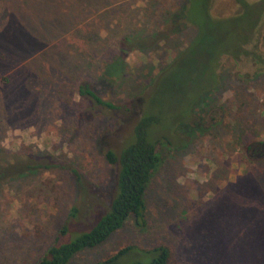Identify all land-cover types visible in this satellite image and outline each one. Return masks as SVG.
Returning <instances> with one entry per match:
<instances>
[{
    "label": "rangeland",
    "instance_id": "obj_1",
    "mask_svg": "<svg viewBox=\"0 0 264 264\" xmlns=\"http://www.w3.org/2000/svg\"><path fill=\"white\" fill-rule=\"evenodd\" d=\"M185 4L0 0V166L35 158L60 165L0 186V264H37L73 204L80 209L68 231L91 226L116 171L104 152L116 154L131 141L142 115L157 121L148 138H159L145 227L129 221L68 264H91L129 244H162L170 264H264V65L251 55L264 58V16L256 35L248 36L245 55L218 61L222 79L204 115L198 99L205 83L178 88L176 64L151 91L193 27L143 52H121L117 45L124 35H159L163 14L181 12ZM237 10L233 0L211 1L213 17ZM116 57L123 61L120 72L113 66L108 77L103 67ZM81 83L115 109L87 107L77 95ZM67 168L79 172L88 196L78 197Z\"/></svg>",
    "mask_w": 264,
    "mask_h": 264
},
{
    "label": "trees",
    "instance_id": "obj_2",
    "mask_svg": "<svg viewBox=\"0 0 264 264\" xmlns=\"http://www.w3.org/2000/svg\"><path fill=\"white\" fill-rule=\"evenodd\" d=\"M235 2L242 8L240 13L229 17H213L210 14L211 0H185L186 4L181 8V12L163 14L161 25L163 30L159 35L151 34L145 37L124 35L118 40L117 45L121 52L135 50L143 52L145 47L179 36L187 26L193 27L194 35L160 70L151 91L153 92L161 84V76L165 71L176 64L181 71V75L174 79V85L178 88L183 89L195 82L205 83L201 93L199 92L203 98L198 99L202 101L204 115L210 110L209 103H212V97L218 91L217 86L222 79L217 73L218 61L223 56L237 59L241 55L243 45L247 41L246 34L251 32L261 15L260 11L257 13L253 6L247 5L244 0H235ZM252 18L253 23L250 22ZM230 24L233 25L230 27ZM122 64L123 61L116 57L112 62L104 65L103 72L110 77L113 75L111 72L114 71H111L112 67L118 66L120 72ZM77 95L85 101L87 107L115 109L110 102L100 98L90 84H79ZM156 122L152 117L142 115L132 129L131 141L116 154L110 150L104 152L106 164L116 167L109 187L111 191L107 204L99 205L97 210L91 213L93 220L91 226L78 232H70L68 229L70 224L77 221L80 208L78 209L74 204L69 207L66 221L37 264H68L76 255L104 244L129 221L137 229L145 227V191L152 173L159 164L157 149L159 138L158 136L153 139L148 138V132ZM195 126L196 124L192 129ZM193 132L190 128L187 129L186 134ZM35 159H19L4 167L0 166V186L8 181L24 178L38 170L60 168V165L50 158L41 162ZM67 169L78 197L88 196L79 172L75 168ZM91 264H170V262L168 249L162 244L149 248L129 244Z\"/></svg>",
    "mask_w": 264,
    "mask_h": 264
},
{
    "label": "flooded vegetation",
    "instance_id": "obj_3",
    "mask_svg": "<svg viewBox=\"0 0 264 264\" xmlns=\"http://www.w3.org/2000/svg\"><path fill=\"white\" fill-rule=\"evenodd\" d=\"M212 1V0H211ZM234 2H235V0H233ZM245 1V0H244ZM245 3L247 4V5H249V6H253V8L256 10V12L258 13L259 11L261 12V15L259 16V18H258V20H257V22L255 23V25H254V27H253V29L251 30V32L250 33H247L246 34V38H247V41L245 42V44L243 45V51H242V53H241V55H245L246 54V51H245V48H244V46L246 45V44H248V36L250 35V34H253L254 33V35H256V27H257V23H259V22H261V19H262V17L264 16V0H258L256 3H254V4H249V3H247L246 1H245ZM235 4L237 5V12L234 14V15H232V16H235L237 13H240V11L242 10V8L235 2ZM256 16V15H255ZM229 17V16H228ZM255 19H257V16H256V18ZM256 42H257V40H256ZM258 43L257 44H255V45H253V47H254V50H258ZM260 46V45H259ZM252 56H254L255 58H257L256 59V61L257 62H259V64L261 65V67L264 65V58H262V56L260 55V54H257V51H254V53H252L251 54ZM240 56V55H239ZM224 57V56H223ZM227 57H229V58H231L232 60H234V61H236L237 59H234V58H232V57H230V56H227Z\"/></svg>",
    "mask_w": 264,
    "mask_h": 264
}]
</instances>
